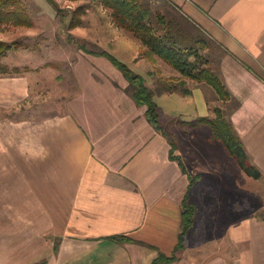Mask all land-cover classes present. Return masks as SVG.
I'll return each instance as SVG.
<instances>
[{"label":"crops","instance_id":"1","mask_svg":"<svg viewBox=\"0 0 264 264\" xmlns=\"http://www.w3.org/2000/svg\"><path fill=\"white\" fill-rule=\"evenodd\" d=\"M165 1L221 49V74L240 102L231 119L262 178L213 156L220 143L210 135L199 142L203 151L177 144L183 170L171 158L175 143L126 93L123 74L87 52L108 51L82 47L90 58L72 66L77 92L55 99L45 92L36 109L31 74L0 77V264H152L160 254L171 257L187 195L197 208L195 224L186 249L167 264H264V0ZM139 45L147 84L153 77L177 84L180 74L164 77L162 60L150 61ZM185 83L186 90L156 94L161 118L163 98L191 108L195 121L212 117L207 88ZM242 190L251 213L243 219ZM198 194L214 224L207 230H198ZM224 194L233 198L222 200ZM223 210L231 213L226 221Z\"/></svg>","mask_w":264,"mask_h":264},{"label":"rangeland","instance_id":"2","mask_svg":"<svg viewBox=\"0 0 264 264\" xmlns=\"http://www.w3.org/2000/svg\"><path fill=\"white\" fill-rule=\"evenodd\" d=\"M23 1L28 5L30 14L33 17V28H12L0 26V40L7 42L21 41L24 44V48L20 51L9 53L4 59V62L9 64L11 67L18 66L20 68L27 67L30 69V71L24 70L22 76H27L28 74L32 75V103L30 105L32 109H36L39 106L40 96L43 98L45 92L52 94L51 96L53 99H55V97L61 98L77 92V84L75 83L72 66L80 59L90 58L88 54L81 51L82 47H89L98 51L99 48L106 50L117 59L127 64L131 69L134 65L135 70H132L142 76H145L144 74L145 71H147V68L145 67L143 60H140V45L138 41L128 31H125L115 25L112 13L102 5L98 4L97 1L56 0L59 6L64 9L66 16H57L53 8L47 4V8L50 11V13H48V11H46V9L39 4V2L42 3L40 0H38L39 2L37 0ZM144 1L152 8V12L156 18L164 17L166 21H179V26L181 28L183 27L186 34L191 38L192 47L200 50L201 53L210 60V64H213L215 68L220 65L223 56L221 49L213 44L209 38L199 30L191 28L194 26L188 24V21L185 19L181 11L174 8L165 0ZM80 15L82 17L81 26L75 28L74 30H70L68 26L71 19L74 18V16L78 17ZM93 37L96 39L94 40ZM97 38H99V41ZM199 41H204L206 46ZM111 43L116 44L115 49H111ZM184 46H186V43L183 44V47ZM135 60H137V63H134ZM100 62L112 66V64L105 58H102ZM161 65L162 66L159 70H161V74H163L164 77H166L168 72L174 70L164 61H161ZM154 73L156 72L154 71ZM58 77H62V80H58ZM161 79L162 83L156 77L149 79V86L156 92V94L163 90L166 86L165 83H167L165 81L168 80L165 78ZM178 79H182L181 75H179ZM187 87H181L179 90H184ZM205 87L207 88V91H209L207 100L211 109L210 112H212L215 107H223L222 101L217 97L215 92L211 88L207 86ZM157 96L158 95L155 96V100ZM158 101L163 108L161 118L162 130L164 134H166L175 143H173L175 148L177 149V144L183 145L188 142L195 144L198 151L200 148L203 151L204 145H200L199 148V142H203L205 136L210 135L209 138L212 136V128L209 125L197 126L195 117L192 116L189 118L188 115V113H191L193 110L178 103L176 100L163 98L162 100L158 99ZM230 109L231 108H229V110ZM219 143L220 146L218 147L216 154L213 152V156L217 155L218 159L220 157H224L226 160L232 159L231 161L238 164V162L230 156L223 144L221 142ZM176 149H174V156H176V158L183 163V157L180 156L182 153ZM239 171L242 173L243 170L240 169ZM251 181L252 186H258V184H254V180ZM225 191L226 189L224 192ZM242 193L243 190L240 193L238 200L239 206L242 209V212H239L241 218L243 215L251 214L247 210L250 208L248 199L241 195ZM209 198H211L213 203L218 200V196ZM232 198L233 197L224 194L221 199L228 201ZM235 198H237V196H235ZM196 203L199 206V215L197 220L198 230L200 231L201 226L203 227L202 230H207L208 226L214 227V224L210 223L211 221L209 220V215L211 216V214L207 212L208 202L204 200L203 195L198 194L196 196ZM223 204H225V202H223ZM222 207L223 209L225 208V206ZM230 214L231 213H227L223 210L222 213H220V218H224L223 220L226 221V216H229ZM220 218H218L219 224L217 225L223 227L225 226V223H222ZM239 230L242 233L244 230L243 226H240Z\"/></svg>","mask_w":264,"mask_h":264},{"label":"trees","instance_id":"3","mask_svg":"<svg viewBox=\"0 0 264 264\" xmlns=\"http://www.w3.org/2000/svg\"><path fill=\"white\" fill-rule=\"evenodd\" d=\"M45 1L55 10L57 16H66L64 9L59 6L56 0ZM95 1L112 13L118 27L128 31L137 39L141 44V54L143 56L150 61L161 59L180 73L182 79L177 82V85L165 81L167 83H165L166 86L163 88L164 92L172 93L174 90L185 87L186 80L207 86L215 92L222 101L223 107H215L212 111V117L199 119L196 125H209L212 128L210 140L221 142L230 156L238 162L241 169L248 176L256 180L261 179L262 173L253 165L242 138L235 129L231 119L232 112L239 109L240 102L229 90L221 74L220 65L215 68L200 50L192 47L191 38L186 34L183 27L179 26L180 22L177 20L166 21L164 17L156 18L152 8L144 0ZM81 23V15L78 17L74 16L68 27L70 30H74L81 26ZM0 26L33 28L34 21L28 5L23 0H0ZM163 26H168V32H163L161 29ZM184 43H186V46L183 47ZM201 43L206 46L204 41ZM23 48L24 44L21 41L7 42L0 40V77L20 76L24 70H28L27 67H11L4 62L9 53L18 52ZM87 52L107 58L123 74L129 84L125 89L126 93L135 101L137 106L147 108L146 116L149 122L159 132L164 133L161 125L160 107L155 100L156 92L149 87L145 77L136 73L110 52ZM229 108L231 109L229 110ZM171 158L179 161L180 166L185 170L183 163L174 156V148L171 152ZM196 216L197 208L191 203L187 195L182 205L181 233L174 254L171 257L160 254L158 259L152 264H167L177 261V254L186 249V236L194 227ZM117 240L131 242L125 236H119Z\"/></svg>","mask_w":264,"mask_h":264}]
</instances>
